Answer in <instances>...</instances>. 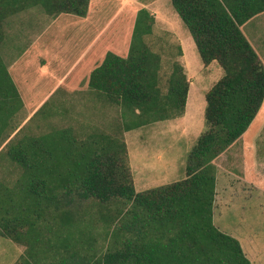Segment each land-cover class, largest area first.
I'll list each match as a JSON object with an SVG mask.
<instances>
[{
	"label": "trees",
	"instance_id": "obj_1",
	"mask_svg": "<svg viewBox=\"0 0 264 264\" xmlns=\"http://www.w3.org/2000/svg\"><path fill=\"white\" fill-rule=\"evenodd\" d=\"M88 3L0 0V44L1 22L8 15L39 6L56 16L83 17ZM170 4L202 65L215 61L223 70L204 95V128L187 154L184 178L136 192L126 143L115 135L92 133L78 140L61 130L10 148L8 158L21 172L13 186L0 183V237L25 247L16 264H251L239 241L213 224V161L247 131L264 101V65L240 30L264 13V0ZM137 18L128 55L107 53L89 74L92 89L131 114L124 131L181 117L188 92L180 66H174L161 92L157 56L143 39L151 34L153 19L144 9ZM8 94L18 97L1 68L0 95ZM85 201L104 208L118 204L112 216L101 214L107 242L101 253L92 223L74 213Z\"/></svg>",
	"mask_w": 264,
	"mask_h": 264
},
{
	"label": "rangeland",
	"instance_id": "obj_2",
	"mask_svg": "<svg viewBox=\"0 0 264 264\" xmlns=\"http://www.w3.org/2000/svg\"><path fill=\"white\" fill-rule=\"evenodd\" d=\"M124 1L96 0L98 6L88 7L87 20L84 16L57 17L36 6L8 15L1 22L0 69L6 70L18 97L8 94L5 99L0 95V151L8 144L0 152V183L11 187L20 176L21 169L8 158L10 148L21 143L26 147L61 130L71 131L78 140L92 133L119 136L127 146L136 192L184 178L187 154L204 128V95L223 70L215 62L209 71L203 70L192 40V50L186 48L191 64L188 75L193 82L185 120L176 117L124 131L131 114H124L120 106L108 103L89 86V73L105 55L120 56L123 52L125 56L126 46L132 42L141 10H134L136 6L122 8ZM163 7L162 12L176 15L170 0H163ZM241 31L264 59V13L246 22ZM143 39L157 56L160 90L165 93L167 77L174 68L169 59L177 57L178 47L173 41L169 51H159L153 32ZM225 151L227 160L220 170L223 177L219 178L220 197L213 205V224L239 241L251 264H264V101L247 131ZM241 175L248 182L238 180ZM78 204L82 206L74 213L79 220L92 223L95 247L101 253L107 243L101 214L112 216L118 204L105 208L88 201ZM46 238L54 242L53 236ZM24 251V246L0 237V264L18 263Z\"/></svg>",
	"mask_w": 264,
	"mask_h": 264
},
{
	"label": "crops",
	"instance_id": "obj_3",
	"mask_svg": "<svg viewBox=\"0 0 264 264\" xmlns=\"http://www.w3.org/2000/svg\"><path fill=\"white\" fill-rule=\"evenodd\" d=\"M95 2H96V0H89L88 7L93 8V6L94 7L98 6L97 3H95ZM156 2H161V5L158 6ZM151 5L152 6L156 5V6L154 8H151ZM127 6L128 7L136 6V8L134 10H137V11L144 9L152 17V19H153L152 27L153 28H152L151 32H153L155 40H156L155 48H158L159 51H169L171 46H172L173 41H175V44L177 45L174 47H178L177 57L175 59H172V60L170 58L169 61H170L171 66H176L178 64V66H180L182 68L183 73L185 74L187 82H188V92H187L186 105L184 108V113H183L182 117H180L181 120L184 121L185 120V112H186V108H187V102H188V95H189V91H190V86H191V83L193 82V80L191 78H189V75H188L189 74L188 70L190 69L191 64L189 61V55L186 51V48H188L189 50H192V38L188 37L187 29H185V31L182 30L180 22L176 17L177 16L176 13H175L176 15H173V13L162 12L161 9H165V7H163V0H153L152 2L146 3V4L143 3L141 0H125L122 4V8H125ZM88 7L86 10V15L84 16V18H86V20L90 18V12L88 10ZM261 14H263V13H261ZM60 15L61 16H74V15H70V14H59V15H57V17H59ZM258 15H256V16H258ZM256 16H254L253 18H255ZM253 18H251V19H253ZM242 27H243V25L240 27V30ZM242 34L244 36L243 32H242ZM246 40L248 41V43L250 44L252 49L257 54L259 60L264 65V59L256 52L253 44L250 43V41L247 38H246ZM130 45L131 44H129V46H126L125 56H124L123 52L120 53L121 57H126L128 55ZM108 47L111 48V46H108ZM110 48H108V49H110ZM113 49L116 50L115 48H113ZM159 53H161V52H159ZM162 60H164V58H162ZM213 62H215V61H213ZM211 63L207 67H203L204 68L203 70H205L206 72L209 71L208 68L211 65ZM164 64L165 63H163L162 65H164ZM166 65H169V63L168 64L166 63ZM225 152L226 151H224L222 154H220L213 161V165L216 168V181H215V193L216 194H215V199H214V205L217 203V200H218L217 197H220L219 178L223 177L220 170L224 169L223 166L227 160V158L225 156ZM180 165H181V163H180ZM237 178H238V180L242 179L244 182H248L246 180V178L242 175L240 177H237ZM223 184H224V182H223ZM223 188H225V186L222 187V189ZM223 194H224V191H223Z\"/></svg>",
	"mask_w": 264,
	"mask_h": 264
}]
</instances>
